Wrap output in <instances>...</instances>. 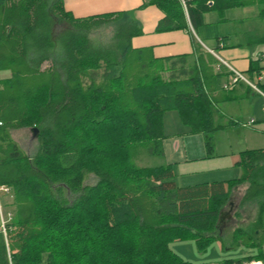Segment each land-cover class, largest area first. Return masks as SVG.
I'll return each mask as SVG.
<instances>
[{"label":"trees","instance_id":"16d2710c","mask_svg":"<svg viewBox=\"0 0 264 264\" xmlns=\"http://www.w3.org/2000/svg\"><path fill=\"white\" fill-rule=\"evenodd\" d=\"M183 1L152 2L164 14L159 31L196 28L206 12L238 2ZM119 19H75L62 0H0V71L10 72L0 79V186L13 196L5 204L14 207L11 264H185L171 243L194 240L204 251L215 239L227 199L220 189L207 201L204 187L179 188L171 167L137 165L142 149L161 154L165 113L175 111L192 132L216 130L214 88L184 59L170 64L133 50L140 30ZM107 26L115 29L109 42L90 37ZM33 127L29 156L10 130ZM242 154L243 174L231 186L250 183L246 199L258 200L261 219L264 151ZM0 264H8L1 235Z\"/></svg>","mask_w":264,"mask_h":264},{"label":"crops","instance_id":"0c3cea01","mask_svg":"<svg viewBox=\"0 0 264 264\" xmlns=\"http://www.w3.org/2000/svg\"><path fill=\"white\" fill-rule=\"evenodd\" d=\"M153 1L62 0V5L75 19L119 13L118 24L134 23L140 30L130 39L133 50L149 60L170 64L180 65L184 59L187 68L200 67L201 76L204 70L205 89L214 88L208 94L216 110V130L192 132L175 111L165 113L161 154L156 155L159 166L172 168L179 188L204 187L205 199L210 201L217 187L227 199L217 214L215 239L204 251H199L194 240L174 241L170 248L185 264H264L260 258L264 256V215L259 219V202L246 199L249 182L231 186L243 174L242 153L248 158L264 151V0H238L232 8L206 12L203 24L196 28L164 31L157 29L164 14ZM253 68L259 73H253ZM231 69L250 85L242 81L223 90L230 82ZM9 77V71H0V79ZM21 129L10 130V136L22 149L13 133ZM31 138L36 139L32 132ZM12 198L11 190L0 186V224L13 216L14 207L5 205ZM0 235L10 264L7 232L5 238L0 228ZM249 257L259 260L246 262Z\"/></svg>","mask_w":264,"mask_h":264},{"label":"rangeland","instance_id":"374dc122","mask_svg":"<svg viewBox=\"0 0 264 264\" xmlns=\"http://www.w3.org/2000/svg\"><path fill=\"white\" fill-rule=\"evenodd\" d=\"M57 29H60V27H57ZM114 27L107 26L100 28L98 30L93 31L90 34V37L94 39L95 41L99 42H109L114 34ZM47 64H44L46 66ZM237 108V107H236ZM245 108V107H244ZM241 110L243 108H240ZM244 114L247 113L244 112L245 110H242ZM14 133V139L21 145L22 149L26 152L27 155L31 156L35 153L37 148V141L32 140L31 138V132L27 129H21L18 131L13 132ZM144 156L140 159L139 162H137V165L140 167H156L161 164L160 157L157 155H150L148 152H146L144 149H142ZM95 182V180L92 178V176H89L85 179V183L92 185Z\"/></svg>","mask_w":264,"mask_h":264},{"label":"built area","instance_id":"2783aa9c","mask_svg":"<svg viewBox=\"0 0 264 264\" xmlns=\"http://www.w3.org/2000/svg\"><path fill=\"white\" fill-rule=\"evenodd\" d=\"M181 1V3H182V5H183V7H185L184 5V1L183 0H180ZM232 71V76H231V79H230V82H229V84L228 85H225L224 86V89H228L230 86H234V85H236L238 82H242V81H244V82H246V83H248L249 85H250V83L243 77V75H241V73H239V72H237V71H235V70H233V69H231ZM253 88L257 91V92H259L258 91V89H256V87L255 86H253ZM10 220V219H9ZM9 220H7V221H1V224H0V228H1V232H2V234H3V236L6 238V231H7V223H8V221ZM8 259H9V263L11 264V259H10V255L8 254Z\"/></svg>","mask_w":264,"mask_h":264},{"label":"water","instance_id":"95a60500","mask_svg":"<svg viewBox=\"0 0 264 264\" xmlns=\"http://www.w3.org/2000/svg\"><path fill=\"white\" fill-rule=\"evenodd\" d=\"M30 131L32 132V137L33 138H37V136H38V129L35 128V127H33V128L30 129Z\"/></svg>","mask_w":264,"mask_h":264}]
</instances>
